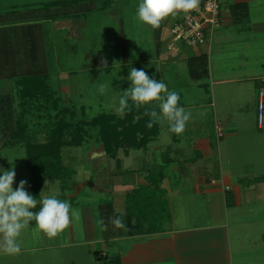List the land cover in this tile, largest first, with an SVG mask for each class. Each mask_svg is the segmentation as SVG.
Returning <instances> with one entry per match:
<instances>
[{
    "label": "crops",
    "instance_id": "0c3cea01",
    "mask_svg": "<svg viewBox=\"0 0 264 264\" xmlns=\"http://www.w3.org/2000/svg\"><path fill=\"white\" fill-rule=\"evenodd\" d=\"M220 5V28L204 46L191 48V54L184 52L183 47H168L170 30L179 13L166 17L152 36L156 47L153 62L171 69L168 72L172 71L173 77L165 84L179 94V106L191 112L185 131L179 136L171 133L167 120H163L153 124L157 131L145 147L128 151L121 148L115 157L109 156L105 147L98 152L93 147L88 155L92 169H85L84 174L74 173L78 184L72 188V210L81 205L83 208L76 220H70L68 241L37 248L29 234L28 241L23 242L27 235L23 230L20 252L29 255L28 264H33L32 258L37 254L38 264H98L96 254L120 257L122 264H264V219H255L259 210L264 211V122H258L259 96L264 91V0H220ZM88 10L91 11L78 19L62 15L59 23L51 22L45 12H81L76 7L46 10L39 17L30 14L20 22L1 23L0 82L5 83H0V96L13 94L16 102L19 78L48 76L51 66L59 63L61 67L57 57L60 43L81 37L88 17L97 9ZM50 22L52 26L48 28ZM121 26L125 30L123 19L119 21ZM124 30L112 42L120 61L114 62L116 53H88L83 67L112 68L118 63L124 70L126 66L141 69L138 61L130 60ZM58 32L63 35L57 36ZM163 39L167 40L165 50ZM200 55L207 57L209 76L194 80L188 61ZM50 58L53 61L49 63ZM60 70L57 83L62 85L67 72ZM186 86L194 90H187ZM193 97L198 99L192 101ZM187 98H191L189 103ZM158 105L159 101H153L140 108L159 113ZM244 110L252 123L243 119ZM124 116L125 112L121 118ZM140 118L143 117L136 120ZM215 138L220 140L217 149ZM149 147L156 160L157 151L161 153L160 169L132 163L138 156L148 154ZM103 182V192L126 226L139 224L137 217L129 213L128 197L140 188L160 192L159 199L165 202L163 208L169 214L163 230L150 231L145 223L144 233L132 234L126 228L117 238H105L100 217L103 204H85L77 199L88 187H104ZM44 186L45 183L41 190ZM70 190L66 192L60 182L49 193L68 198ZM40 200L41 193L39 206ZM120 207L122 212L117 211ZM79 219L81 223L76 227ZM8 255L0 250V258Z\"/></svg>",
    "mask_w": 264,
    "mask_h": 264
},
{
    "label": "rangeland",
    "instance_id": "374dc122",
    "mask_svg": "<svg viewBox=\"0 0 264 264\" xmlns=\"http://www.w3.org/2000/svg\"><path fill=\"white\" fill-rule=\"evenodd\" d=\"M61 1L67 3L71 0H0V24L7 23L11 20L20 22L21 18H25L30 14L39 17L41 12L46 10L55 11V9L65 10V8L71 9L72 7H76L77 12H81L80 14L75 13V15L71 14L74 12H61V14H59V12H45V15L47 14L46 17L48 16L49 19L52 20L51 22L59 23V19H63L61 18L63 16L64 18L78 19L82 17L84 12L87 14L86 12L91 11L88 10V8L92 7L97 9L96 12H93L88 17L86 26L82 28L83 34H81V37L78 36V38L74 39L70 38L68 41L63 39L66 41L63 45L61 42L62 37L58 38L60 39L61 43H59L62 46L57 55L60 59L61 67L59 66V63L58 65L51 66L50 73L48 74L54 97H42L38 100V104L33 108L29 105V113H26L24 121L28 127L24 132L25 136L23 138H25V142L30 141L31 143L38 144L47 143L52 135L55 124L63 119L66 122L73 124L71 130L67 131L65 135V140L72 144L74 140L73 135L76 134L75 128L80 121L92 120L101 113H111L117 117H122L124 115H121L118 111L119 99L123 95V91L131 84L127 77L131 68H135V66H131L130 69L126 66V69L124 70L123 66L118 63V65L115 64L112 68H94L93 66L83 67L82 65L83 63L86 64L88 61V59H84V56L88 53H116L117 59L113 57V60L114 62L120 61L121 57L117 50L113 48L112 44L114 39L119 37L120 31L124 30L122 26L119 28L120 19H123L126 24L124 34L128 42L130 60L138 61V67L143 68L150 77H153L156 80H162L166 84L169 83L170 77H173L172 71L168 72V70L171 69H167L166 66L164 67L160 63L153 62L156 48L152 38L154 28L142 23L137 18L138 5L142 0H82L78 5L68 7L62 5L54 7V3ZM111 12H119V15L116 16ZM74 21L75 20H73L72 23H75ZM51 22L47 23L48 28H51ZM61 33L58 32L57 36H62L63 34ZM163 41V50H165V43L167 40L163 39ZM180 47H183V51L188 52L189 54L193 53L195 50L190 47ZM48 61L50 63L53 59L50 58ZM61 68L67 72L65 79L61 82L62 85L57 83L58 74H60ZM127 69L128 71H126ZM159 76H161L160 79ZM0 83L1 85H4L5 82ZM182 84H184V82ZM101 85L107 86L103 94L99 91ZM64 86H68L69 88H65ZM192 86H186L185 88L190 90L193 88ZM57 98L60 100L58 108L53 104V100ZM193 98L192 101L198 99L195 97ZM190 99L191 98H187L188 103L191 101ZM15 100L16 102L14 101L13 94L11 96L7 94L0 96V169H13L16 173L13 184L14 190L18 187L21 180H26V191L31 194V174L26 148L23 144L17 143V141L14 142L11 138V135L16 131V122L21 112L18 95ZM129 102L132 101L129 100ZM63 108H68L69 110L59 113ZM82 110L84 111V114H82ZM242 115L246 123H252V119L248 116L246 110L243 111ZM220 116H222V114H220ZM83 133H85V143L81 147L66 146L62 149V164L67 168L68 174L70 175V179L65 183L66 192L69 188L71 190L67 193L70 197L66 198L59 195L56 196V198L67 200L70 204L73 202L72 196L75 194L72 188H75V185L78 184L75 174L79 172L84 174L83 172L85 169H92L91 163L88 160V155L93 147L95 148V152L100 151V149L104 147V145L100 143L98 129L88 127L85 128ZM213 141L214 146H216L215 148L217 149L220 140L215 138ZM148 150V154L145 156L142 155V157H140L141 155L138 156L132 163L137 167L141 166L144 168L145 166L150 169H160L162 165L161 153L157 151L156 160L154 152L150 151V147ZM0 175H2V171H0ZM52 180L53 179L48 180L47 185L44 186L42 190L40 189L39 194H42V199L53 195L52 193H49V189L52 186H58L61 182L60 180ZM105 184L106 183L104 182L102 184L104 187L97 185L99 188H97V186H91L84 189L78 194V201H82L85 204H95L98 202L99 205L110 203L111 199L103 192V190L106 189ZM38 199L39 198H37V200ZM82 208V205L76 207L75 211H79ZM117 211L122 212L123 208L120 207ZM97 212L99 213V211ZM258 213L259 215L255 219H264V211L261 212V210H259ZM100 217H102L101 213ZM74 220H76V217H74ZM79 223H81L80 219L76 222L75 226L77 227ZM24 230L27 231V235L23 237L25 238L23 242L26 243V240L28 241L27 238L30 235L37 248L55 247L59 244H65L68 241L67 229L52 239H49L48 237L45 238L46 235L42 232H38L36 230L35 222L32 221ZM19 238H21V236L18 237L17 241L20 245L22 239ZM56 252H59V250ZM28 256L19 251L15 254H9L7 257H1L0 264H28ZM37 257L38 254L35 259L32 258L33 264L39 263ZM29 259L31 258L29 257ZM53 259H55V257H53Z\"/></svg>",
    "mask_w": 264,
    "mask_h": 264
},
{
    "label": "trees",
    "instance_id": "16d2710c",
    "mask_svg": "<svg viewBox=\"0 0 264 264\" xmlns=\"http://www.w3.org/2000/svg\"><path fill=\"white\" fill-rule=\"evenodd\" d=\"M82 0H71L67 3L63 1L54 3V7L66 5H78ZM91 1V0H88ZM94 1V0H92ZM72 2V3H70ZM189 71L192 79L201 80L209 76L208 61L205 55L190 58L188 61ZM17 95L20 99L21 112L16 122V131L11 135L13 141L23 144L26 148L31 174V189L32 196L39 198V191L45 180H60L63 189L65 183L70 179L67 168L62 164L61 156L62 149L66 146L81 147L85 143V128L93 127L98 129L99 140L105 147V151L109 156L115 157L119 149L124 148L126 151L130 149L142 148L147 145L150 136L157 131V128H149L147 125L150 121L149 116L145 115V109H137L131 106L130 110H125L123 118L117 117L111 113H101L89 121H80L75 128L76 134L73 135L72 144L65 140L66 132L71 130L72 123L65 120H59L52 131L50 139L45 144L25 142L23 138L25 131L28 129L24 122L26 113H29V105L33 108L37 105L42 97H54V92L51 89L49 77H23L16 81ZM60 100H53L56 108L59 107ZM69 110L63 108L59 113ZM82 114L84 111L82 110ZM143 118L136 120V117ZM141 135V137H140ZM161 193L149 191L148 189L140 188L134 194L128 197L127 203L129 213L139 220L137 226L127 225L126 228L132 234L144 233L142 230L148 224V230L156 232L162 231L166 218L169 214L164 207L165 202L159 199ZM39 205L33 211H38ZM101 216L103 221V236L107 239H113L123 234L122 229L115 228L110 219L120 217L115 213L113 205L108 203L101 206ZM35 222V221H32ZM98 264H122L120 257L109 258L105 255L96 254Z\"/></svg>",
    "mask_w": 264,
    "mask_h": 264
},
{
    "label": "clouds",
    "instance_id": "9594fccd",
    "mask_svg": "<svg viewBox=\"0 0 264 264\" xmlns=\"http://www.w3.org/2000/svg\"><path fill=\"white\" fill-rule=\"evenodd\" d=\"M200 0H142L138 5L137 18L142 23L156 29L168 16H175L179 12L188 13L199 7ZM123 78V77H122ZM127 79L130 86L123 91L119 99V113L124 114L130 110L129 100L132 106L139 109L150 105L153 101H159V113L155 109L145 111L150 117L148 127L155 123L167 120L169 131L181 135L191 118V112L179 106L180 96L175 90H169L162 80L150 77L142 68L132 67ZM106 85H101L99 91L103 94ZM164 93L165 95H162ZM0 175V250L15 254L20 251L17 242L22 231L26 229L31 221H35L36 230L42 232L49 239L57 237L69 227L72 217L78 218V211H73L67 200L56 198L54 193L39 201L26 191V180H21L18 187L13 188L15 171L13 169L3 170ZM48 181L45 180V186ZM111 224L117 229H126V225L120 217L110 219ZM103 223V221H101Z\"/></svg>",
    "mask_w": 264,
    "mask_h": 264
},
{
    "label": "built area",
    "instance_id": "2783aa9c",
    "mask_svg": "<svg viewBox=\"0 0 264 264\" xmlns=\"http://www.w3.org/2000/svg\"><path fill=\"white\" fill-rule=\"evenodd\" d=\"M220 0H200L199 7L191 12H179L170 30L169 49L180 46L193 49L204 46L211 34L221 26ZM258 122H264V91L260 92Z\"/></svg>",
    "mask_w": 264,
    "mask_h": 264
}]
</instances>
